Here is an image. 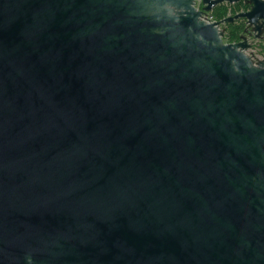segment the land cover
Wrapping results in <instances>:
<instances>
[{"label":"water","instance_id":"obj_1","mask_svg":"<svg viewBox=\"0 0 264 264\" xmlns=\"http://www.w3.org/2000/svg\"><path fill=\"white\" fill-rule=\"evenodd\" d=\"M239 1L0 0V264H264V61L201 19Z\"/></svg>","mask_w":264,"mask_h":264},{"label":"flooded vegetation","instance_id":"obj_2","mask_svg":"<svg viewBox=\"0 0 264 264\" xmlns=\"http://www.w3.org/2000/svg\"><path fill=\"white\" fill-rule=\"evenodd\" d=\"M204 7L202 3L198 11H202ZM222 8H227L228 13L225 17L217 18L214 14ZM250 10L249 0H240L233 4L223 2L213 6L212 10L204 12L202 16H210L214 19V23H219L218 29L222 32L224 43L244 47V53L252 59L256 54L264 57V18L253 21L241 17L235 18L236 15L247 13ZM259 61H264V59Z\"/></svg>","mask_w":264,"mask_h":264},{"label":"built area","instance_id":"obj_3","mask_svg":"<svg viewBox=\"0 0 264 264\" xmlns=\"http://www.w3.org/2000/svg\"><path fill=\"white\" fill-rule=\"evenodd\" d=\"M195 1V7L198 10L202 4V0H194ZM202 20H204L206 23H214V19L210 16H202L201 17ZM264 59V57L262 55L256 54V56L254 58H252V60L256 63L259 60Z\"/></svg>","mask_w":264,"mask_h":264},{"label":"trees","instance_id":"obj_4","mask_svg":"<svg viewBox=\"0 0 264 264\" xmlns=\"http://www.w3.org/2000/svg\"><path fill=\"white\" fill-rule=\"evenodd\" d=\"M228 13V9L227 8H222V9H219L218 11L215 12V16L217 18H222V17H225Z\"/></svg>","mask_w":264,"mask_h":264}]
</instances>
